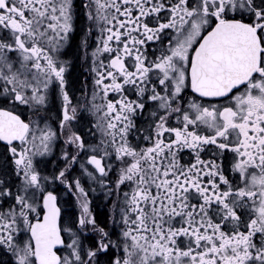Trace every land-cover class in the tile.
I'll list each match as a JSON object with an SVG mask.
<instances>
[{"label": "snow or ice", "instance_id": "6c2138e0", "mask_svg": "<svg viewBox=\"0 0 264 264\" xmlns=\"http://www.w3.org/2000/svg\"><path fill=\"white\" fill-rule=\"evenodd\" d=\"M0 264H264V0H0Z\"/></svg>", "mask_w": 264, "mask_h": 264}, {"label": "flooded vegetation", "instance_id": "af4514ba", "mask_svg": "<svg viewBox=\"0 0 264 264\" xmlns=\"http://www.w3.org/2000/svg\"><path fill=\"white\" fill-rule=\"evenodd\" d=\"M98 210H103L102 208H98Z\"/></svg>", "mask_w": 264, "mask_h": 264}]
</instances>
